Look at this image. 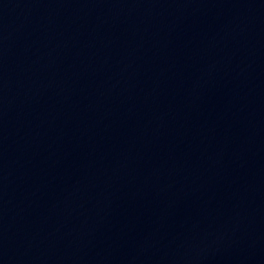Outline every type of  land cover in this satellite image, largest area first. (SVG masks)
<instances>
[{
    "label": "water",
    "instance_id": "obj_1",
    "mask_svg": "<svg viewBox=\"0 0 264 264\" xmlns=\"http://www.w3.org/2000/svg\"><path fill=\"white\" fill-rule=\"evenodd\" d=\"M0 264H264V0H0Z\"/></svg>",
    "mask_w": 264,
    "mask_h": 264
}]
</instances>
